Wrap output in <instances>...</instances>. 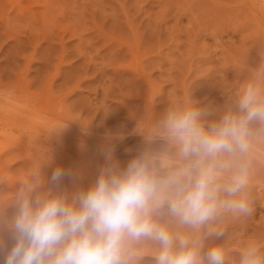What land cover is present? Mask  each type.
I'll return each instance as SVG.
<instances>
[{"label": "rangeland", "instance_id": "rangeland-1", "mask_svg": "<svg viewBox=\"0 0 264 264\" xmlns=\"http://www.w3.org/2000/svg\"><path fill=\"white\" fill-rule=\"evenodd\" d=\"M259 1L0 0V85L13 93L2 97L4 103L2 87L0 114L9 116L0 126L11 138L0 142V150L9 147L8 157L21 155L23 162L11 167V176L0 162V264L16 242L21 190L31 189L34 205L38 196L78 205V195L101 173L123 172L133 160H146L166 175L163 158L178 166L164 126L170 112L198 111L207 129L239 112L249 85L264 98ZM250 128V151L239 162L248 170L240 197L251 215L221 210L195 229L180 224L167 204L153 214L173 236L202 244L203 264L213 247L225 250V264H239L250 245L264 253V123L252 121ZM57 169L65 175L53 181ZM38 176L44 178L39 182ZM155 242L129 241L127 264H136L140 247L148 246L156 251L143 263L156 264Z\"/></svg>", "mask_w": 264, "mask_h": 264}, {"label": "clouds", "instance_id": "clouds-1", "mask_svg": "<svg viewBox=\"0 0 264 264\" xmlns=\"http://www.w3.org/2000/svg\"><path fill=\"white\" fill-rule=\"evenodd\" d=\"M238 108L207 129L198 111L170 112L164 126L177 148L178 166L172 168L163 158L166 175L146 160H133L123 172L101 173L93 187L78 195V205L39 196L34 205L31 189L21 190L16 242L2 264H127L128 242L143 238L159 243L156 264H203L202 244L173 236L152 217L167 204L180 224L198 229L221 210L251 215L249 202L240 197L248 170L239 160L250 149L251 122L264 123L260 90L249 85ZM64 175L57 169L52 179ZM206 259L207 264H225V250L213 247ZM239 264H264V253L250 245L241 251Z\"/></svg>", "mask_w": 264, "mask_h": 264}, {"label": "bare ground", "instance_id": "bare-ground-1", "mask_svg": "<svg viewBox=\"0 0 264 264\" xmlns=\"http://www.w3.org/2000/svg\"><path fill=\"white\" fill-rule=\"evenodd\" d=\"M236 1H237V0H236ZM238 1H240V3L242 2V4H243V3H244V4H249V6H251V5H253V4H257V2H258V0H256L257 2H256L255 0H238ZM254 2H255V3H254ZM260 2L262 3L261 5L264 6V0L259 1V3H260ZM259 3H258V4H259ZM261 5H260V6H261ZM262 6H261V7H262ZM0 83H2V81H0ZM4 86H6V84H5ZM4 86H3V85H2V86L0 85V96H1V93H2L3 91H6V89H7L8 86H9V87H8L7 90H9V88H10V85H7L6 88H5ZM2 87H4V90H3ZM23 88H24V87H23ZM25 89H26V88H25ZM2 90H3V91H2ZM1 91H2V92H1ZM10 91H11V89H10ZM13 92H14V91H13ZM9 93H11V92H9ZM22 93H23V92H22ZM11 94L13 95V93H11ZM11 94H7V91H6V93L3 92L2 95H4V96H1V98H2V97H3V98H4V97L11 98V96H10V97L7 96V95H11ZM17 94H18V93H17ZM18 95H19V94H18ZM21 95H22V94H21ZM21 95H20V96H21ZM20 96H19V97H20ZM1 98H0V99H1ZM3 98H2V99H3ZM13 98H14V96H13ZM15 98H17V97H15ZM15 98H14V99H15ZM22 98H23V97H22ZM4 99H5V98H4ZM4 99H3V102H4ZM14 99H13V100H14ZM7 100H8V99H6V103L8 104V102H9L11 99H10L9 101H7ZM11 101H12V100H11ZM11 101H10V103H11ZM12 102H13V101H12ZM4 103H5V102H4ZM10 103H9V104H10ZM9 104H8V105H9ZM11 104H13V103H11ZM1 105H2V104H1ZM8 105H7V106H8ZM7 106L4 107L3 109L6 108V109L8 110ZM11 106H13V105H11ZM11 106H10V107L8 106V107L11 108ZM2 107H3V106H2ZM15 107H16V106H15ZM13 108H14V107H13ZM16 108H17V107H16ZM16 108H15V109H16ZM6 109H5V110H6ZM11 109H12V108H11ZM18 109H19V108H18ZM9 110H10V109H9ZM20 110H21V109H20ZM22 110H23V109H22ZM14 111H15V110H14ZM16 111H17V110H16ZM8 112H9V111H6V113H5V111L3 110V111L1 112V114H0V120H1L3 117L6 119V117H5L6 114H7V118H8V116H9V115H8ZM11 112H12V111H11ZM18 112H20V111H18ZM26 112H28V111H26ZM20 113H21V112H20ZM22 113H23V112H22ZM22 113H21V114H22ZM9 114H10V113H9ZM13 114L16 115L14 112H13ZM12 117H14V116H12ZM2 121H4V120H2ZM0 122H1V121H0ZM3 123H4V122H3ZM1 124H2V123H0V125H1ZM2 126H3V125H2ZM2 126H0V142H1L2 140H4V139L7 140V139L11 138L10 135H9V132L7 133L6 130H5L4 128H2ZM5 128H6V126H5ZM6 129H7V128H6ZM1 143H4V142H1ZM1 147H2V145H1ZM10 148H11V146H10ZM15 150H16V149H15ZM249 151H250V149H249ZM249 151H248V152H249ZM17 152H18V151H17ZM95 154H96V153H95ZM17 155H20V152H19ZM96 155H97V154H96ZM248 155H249V154H248ZM8 156H9V147H4V148H2V149L0 150V162H4V161H6L5 164H4L5 166L2 167V170L6 172L5 175H8V174L10 175V174H11V170H12L11 167H12L15 163H18V162L23 163V162H22V158H21L22 156H21V155H20V156H16V155L12 156V155H11L10 157H8ZM102 156H103V155H102ZM7 158H8V159H7ZM106 158H107V157H106ZM259 159H260V158H259ZM24 160H25V159H24ZM24 160H23V161H24ZM98 160H99V159H98ZM96 163H97V162H96ZM100 163H101V161H100ZM97 164H98V163H97ZM21 165H22V164H21ZM25 165H26V167H27V164H25ZM25 165H24V166H25ZM18 166H20V165H18ZM38 167H39V166H38ZM24 168H25V167H24ZM39 168H40V167H39ZM20 169H21V168H20ZM107 169H108V168H107ZM0 170H1V169H0ZM16 171H17V170H16ZM34 171H35V170H34ZM38 171H39V170H38ZM38 171H37V172H38ZM40 171L42 172L43 170H40ZM44 172H45V170H44ZM102 172H103V171H102ZM96 173H97V172H96ZM29 174H30V173H29ZM39 174H40V173H39ZM9 175H8V176H9ZM37 175H38V174H37ZM41 175H43V174H41ZM10 176H11V175H10ZM13 176H14V175H13ZM39 177H41V179L44 178V177H42V176H38V177H37V178H38L37 181H39ZM34 179H35V178H34ZM41 179H40V180H41ZM41 181H42V180H41ZM33 182H34V181H33ZM39 182H40V181H39ZM36 183H37V182H36ZM44 186H45V185H44ZM36 188H37V191H38V192H41V194H42V191H41V188H43V187H42V183H39V184L37 183ZM47 188H48V187H47ZM43 189H44V188H43ZM35 190H36V189H35ZM35 190H34V192H35ZM44 190H45V189H44ZM37 191H36V192H37ZM53 192H54V191H53ZM43 193H44V192H43ZM46 193H47V192H46ZM46 193H45V194H46ZM41 194H40V195H41ZM41 196H42V195H41ZM42 197H43V196H42ZM141 240H142V239H141ZM141 240H139V241L141 242ZM144 241H145V240H144ZM144 241H143V242H144ZM148 242H149V241H148ZM144 243H145V242H144ZM151 243H152V242H151ZM151 243H150V245H151ZM155 243H156V242H155ZM155 243H154V244H155ZM157 244H158V243H157ZM157 244H156V245H157ZM135 245H136V244H135ZM138 245H139V244H138ZM128 246H129V245H128ZM143 246L145 247V244H144ZM152 246H153V244H152ZM128 248H129V247H128ZM150 248H151V247H150ZM150 248H149V246H148V247H145V248H143V249H142V247H140L141 250L138 251V254L136 253V254H137V256H136V257H137L136 264H144V263H143V262H144L143 259L146 257L145 255H147V256H152V255H153V256H154V253H155L156 250H155V251L153 250V251H154V252H153V251H152V248H154V247H152L151 249H150ZM158 248H159V247H158ZM138 249H139V248H138ZM154 249H155V248H154ZM136 250H137V249H136ZM129 253H130V252H129ZM157 253H158V252H157ZM136 254H135V255H136ZM144 256H145V257H144ZM153 256H152V257H153ZM143 257H144V258H143ZM155 257H156V256H155ZM147 258H148V257H147ZM135 259H136V258H135ZM147 263H148V262H147ZM133 264H134V262H133ZM145 264H146V263H145Z\"/></svg>", "mask_w": 264, "mask_h": 264}]
</instances>
